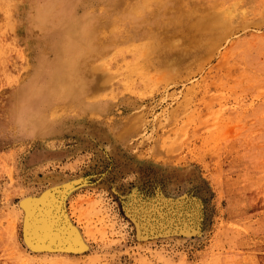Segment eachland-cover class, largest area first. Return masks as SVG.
Segmentation results:
<instances>
[{
    "label": "rangeland",
    "instance_id": "obj_1",
    "mask_svg": "<svg viewBox=\"0 0 264 264\" xmlns=\"http://www.w3.org/2000/svg\"><path fill=\"white\" fill-rule=\"evenodd\" d=\"M34 1L0 0V264H264V0H182L198 12L164 28V62L133 30L174 0H64L109 49L56 119L45 74L70 26L34 33ZM42 221L76 246L28 238Z\"/></svg>",
    "mask_w": 264,
    "mask_h": 264
},
{
    "label": "bare ground",
    "instance_id": "obj_2",
    "mask_svg": "<svg viewBox=\"0 0 264 264\" xmlns=\"http://www.w3.org/2000/svg\"><path fill=\"white\" fill-rule=\"evenodd\" d=\"M109 1L111 3L113 0H109ZM64 2H65L64 0H56V1L35 0L34 3L30 4V8H31L30 17L32 19L31 21L36 27L34 28V33L42 32L50 28L52 24H55L58 21V19H56L55 17L56 13L59 14L60 19L64 18V21L70 26L69 32L65 35V37L62 40L61 50H60L62 55L60 56L57 63L52 68H50L49 71L45 74L47 78L45 82V87L47 88V92H46L47 94L45 95L44 104H46V106L50 109L48 115L50 119H56L57 117L54 113V109L49 106V103H51L52 101H57L60 104L65 103L66 101L79 102L77 100V96L78 93H83V91L81 90H86L87 88L89 91L92 92L100 83L104 81V78L100 76V73L98 72V68L96 66L95 60L97 59V57H100L104 52L106 53V51L109 49V47H107L102 43V40H100L97 35L95 36L94 34L92 36L89 35L91 28H94L95 26L94 23L97 22L96 21L97 17L89 16L87 14L81 17H75L72 14L71 8L68 9L67 6L64 7L63 5ZM129 4H130V0L118 1V5L126 10L125 16H129L130 14L135 13V10L131 8ZM183 5L184 4L182 0H174L167 9L157 7L155 12H153V14L148 15V19L152 21L153 24L155 25L154 29L151 30L147 29L148 27L146 26V23L148 19H143L136 22L135 29L133 30L134 37L143 44L144 53L148 55H154L155 57H157L158 60L163 62H164L163 59H167L172 54L171 52H168L166 54H162L159 52L166 44L164 38V34H165L164 31L167 30L166 28H171L173 26L174 28L184 29V27L188 23H190L189 21L195 18L193 16H195L198 12L195 11V8L193 7H191L188 11H182V8L180 10L179 7H183ZM173 6L176 9L180 10V12L172 13ZM66 16L69 17L66 18ZM168 24H171L170 27H168ZM202 28H206L205 32L207 34H210L212 32L209 29L210 27L208 26L205 27L203 26ZM60 43L57 44V48L59 47ZM68 62L72 63L75 72L74 87L67 86V78L64 69L67 66ZM44 199L47 200L46 197H44ZM50 200L44 201L46 204L43 201L42 202L44 203V205H48V207L51 208L53 206H51L52 202L50 203ZM58 203L60 202L58 201ZM39 205L41 204L39 203ZM21 207H23L22 204ZM52 209L55 211L54 208ZM50 211L51 210H49L46 206V209L44 211H41L40 214L46 220L47 219L46 214L47 212L49 213ZM21 214H22V210H21ZM42 223L46 225L44 226L38 225L36 228L32 226L34 227L33 230L31 229L29 230V232H27L28 238L32 239L33 236L34 240L38 241V244H40L41 246L52 248L55 245H57V243L58 244L61 243L62 240L69 241L74 246H76V244L78 243L77 241L78 239L75 236L76 234L75 235L73 234L74 232L72 233L70 230L68 232L67 229L64 227L58 229L56 228L57 226L54 227L50 225L51 223H44V221H42Z\"/></svg>",
    "mask_w": 264,
    "mask_h": 264
},
{
    "label": "clouds",
    "instance_id": "obj_3",
    "mask_svg": "<svg viewBox=\"0 0 264 264\" xmlns=\"http://www.w3.org/2000/svg\"><path fill=\"white\" fill-rule=\"evenodd\" d=\"M64 72L67 78V86L74 87L75 86V72H74V68L71 62L67 63V66L65 67ZM25 87H28V85H26ZM18 118H19L21 125L25 129H27L30 125L31 118L28 114L27 108L23 100L19 102V117Z\"/></svg>",
    "mask_w": 264,
    "mask_h": 264
}]
</instances>
